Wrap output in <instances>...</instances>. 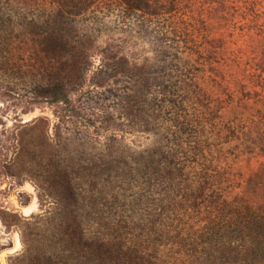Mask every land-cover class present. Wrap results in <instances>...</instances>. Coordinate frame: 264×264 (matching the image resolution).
I'll return each instance as SVG.
<instances>
[{
  "label": "rangeland",
  "instance_id": "obj_1",
  "mask_svg": "<svg viewBox=\"0 0 264 264\" xmlns=\"http://www.w3.org/2000/svg\"><path fill=\"white\" fill-rule=\"evenodd\" d=\"M151 2L158 16L103 0L71 17L0 0V264L41 247L83 167L112 182L133 152L185 162L201 144L223 196L264 210V0Z\"/></svg>",
  "mask_w": 264,
  "mask_h": 264
},
{
  "label": "trees",
  "instance_id": "obj_2",
  "mask_svg": "<svg viewBox=\"0 0 264 264\" xmlns=\"http://www.w3.org/2000/svg\"><path fill=\"white\" fill-rule=\"evenodd\" d=\"M42 1L75 17L103 0ZM118 1L158 16L151 0ZM50 93L55 102L65 99L56 87ZM192 148L185 162L177 150L133 152L131 161L114 163L112 182L107 164L83 167L69 184L65 211L54 214L41 247L19 264H264V210L224 197L205 147ZM135 183L142 190L126 202L123 190Z\"/></svg>",
  "mask_w": 264,
  "mask_h": 264
},
{
  "label": "bare ground",
  "instance_id": "obj_3",
  "mask_svg": "<svg viewBox=\"0 0 264 264\" xmlns=\"http://www.w3.org/2000/svg\"><path fill=\"white\" fill-rule=\"evenodd\" d=\"M27 188L30 189V190L33 189V187H32L31 185H28ZM33 203H34V204H33ZM33 203L30 204V205H28V206H26V207H22V211H23L24 215L29 216L30 214L33 213V211H34L35 208H36V204H35V202H33ZM17 238H18V237H17ZM20 247H21V243H20V240L18 239V240H17V246H16V249H18V248H20Z\"/></svg>",
  "mask_w": 264,
  "mask_h": 264
}]
</instances>
